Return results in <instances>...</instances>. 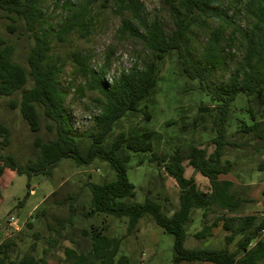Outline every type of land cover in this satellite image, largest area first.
<instances>
[{"label": "trees", "instance_id": "1", "mask_svg": "<svg viewBox=\"0 0 264 264\" xmlns=\"http://www.w3.org/2000/svg\"><path fill=\"white\" fill-rule=\"evenodd\" d=\"M101 1H68L67 18L61 29L53 34L42 26V0H0V20L7 21V32L14 35L22 28L24 34L34 41L27 57V70L14 61L15 45L0 37V97L9 98L24 91L19 102L12 101V108H19L33 133L42 129L43 119L47 131L55 134L48 141L37 137L35 158L21 165L16 157L2 152L10 145L11 132L8 127L0 125V179L8 169L26 176L30 187L34 176L51 177L65 159L72 160L79 167L104 162L115 173L112 180L87 185L91 197L80 215L87 220H100L101 225L92 223L89 229L81 231L86 244L75 242L76 231L67 230L64 235L68 227L75 228L78 197L68 195L53 202L47 199L44 206L54 204L66 208L69 215L58 221L57 228L48 226L52 236L47 240L48 248L44 249L43 256L36 254V242L31 243L26 252H19L18 242L25 244L26 241L18 236L0 245V264H49L47 256L59 247L60 240L75 245L62 247L68 264H131L130 257L121 254L124 237L108 236L107 218H126L128 234H131L146 216L174 237L171 264H262L264 217L245 215V207L252 201L238 193L232 181L222 180L221 176L233 171L234 164L226 157L228 150L243 148L239 144L240 138L246 140L244 145L261 143L264 149V0L247 5L254 11L255 30L251 34H242L244 57L225 84L213 82L212 78L222 63L226 29L220 26L210 31L199 59L193 58L189 51L190 33L195 27L221 21L229 28L235 22L226 18L221 0L171 2L175 25L171 35H167L158 22L143 20L141 0H113L120 11L130 14L129 18L123 19L124 31L143 43L151 53V59L142 69L136 66L123 70L108 81L107 63L96 72L90 68V57H80L79 53L74 55L86 77L88 90L99 94L96 100L99 114L89 117L94 127L82 135L89 142L83 152L76 133L77 125L71 121L65 107L66 93L59 84L63 67L61 61L51 54L52 44L55 39L66 42L73 33L83 37L88 35L93 24L91 10ZM134 21L143 28L144 34L133 26ZM170 53L177 55L181 78L198 82L193 92L198 96L200 106L192 125L183 127L186 131L195 128L199 137L184 149L158 153L154 142L140 130L115 132L121 123L139 114L148 122L152 120L148 104L157 86L159 63ZM30 78L33 85L25 90ZM256 100L261 107L253 105ZM240 103L244 106H239ZM131 163L137 167L147 166L154 171L152 174L157 172L158 176L166 175L177 182L179 208L172 215L167 214L156 199L146 197L142 203L135 201L137 186L128 176ZM185 163L209 181L207 192L200 190L194 178L186 177ZM260 168L263 171L264 165ZM58 194L55 191L50 198L54 199ZM196 210L202 212L203 226L195 238L206 241L213 236L215 229L222 228L226 232L223 249L186 247L187 226ZM46 216L43 207L36 211L33 219L40 221ZM26 228L33 229L34 224L29 221ZM33 237L40 239L37 233ZM231 246L235 249L231 250Z\"/></svg>", "mask_w": 264, "mask_h": 264}, {"label": "rangeland", "instance_id": "2", "mask_svg": "<svg viewBox=\"0 0 264 264\" xmlns=\"http://www.w3.org/2000/svg\"><path fill=\"white\" fill-rule=\"evenodd\" d=\"M68 1L78 3L80 0H42L41 20L45 30L56 34L61 29L67 18ZM175 1L141 0L144 10L143 20L148 23L158 22L166 34L171 35L175 25L170 5ZM257 1L259 0H221L226 18L235 20L232 26L228 28V25L221 21H210L203 27L197 26L191 31L189 51L193 58L199 59L203 47L208 42L210 31L220 26L226 29L223 59L219 69L214 73L213 82L225 84L242 61L245 54L242 34H251L255 30L256 23L254 11L247 5ZM91 16L93 24L88 35L83 37L73 33L63 43L55 39L51 53L54 59L61 61L63 67L59 84L66 93L65 107L71 121L77 125L76 133L80 137L79 142L83 152H86L89 142L82 135L94 127V122L89 120V117L99 114L96 102L99 94L88 90L86 77L82 74L78 58L74 55L79 53L80 57H90V68L96 72L107 63L106 79L108 81L123 70H130L136 66L142 69L151 59V53L145 49L143 43L124 31L123 19L129 18L130 14L120 11L113 0H102L96 4L91 10ZM6 26L7 21L0 20V37L15 45L14 61L28 70L27 57L34 41L24 34L22 28L12 35L7 32ZM133 26L144 34L143 28L136 21L133 22ZM180 71L177 55L170 53L163 62L159 63L157 86L148 104L152 120L148 122L139 114L121 123L115 134L121 130H140L154 142L158 153L173 151L177 148L184 149L194 140L196 141L199 133L195 131V128L186 131L183 125L191 126L197 115L200 105L193 89L198 87V82L181 78ZM32 85L30 78L25 90H29ZM23 92L9 98L0 97V125L8 127L11 132L10 145L2 152L16 157L21 165L35 158L34 143L37 137L44 141L55 137V134L47 131L43 119L42 129L38 133H33L23 119L19 108H12V101L19 102ZM238 105L244 106L241 103ZM253 105L256 108L261 107L259 100H256ZM239 144L243 145L241 150H228L226 159L233 162L234 169L230 174L221 176V179L232 181L235 184V190L252 201L246 205L245 215L264 217V170L260 168L264 165V149L261 143L252 142L253 146L244 145L246 144L244 138L239 139ZM210 151L213 152V148H210ZM130 165L132 167L128 170V176L137 186L135 201L142 203L146 197L156 199L162 203L165 212L172 215L179 208L180 188L177 182L166 175L158 176L157 172L152 174L154 171L147 166L137 167L133 163ZM185 166L186 177L194 178L200 190L207 192L210 189L209 181L196 173L188 163H185ZM114 177L115 173L107 163L96 161L91 166L79 167L72 160L65 159L54 170L51 177L34 176L28 187L26 176H20L7 169L0 179V245L7 239L23 237L26 242L25 244L18 242L19 252H26L30 244L36 242V254L39 257L43 256L44 249L48 248L47 240L52 236L48 226L57 228L58 221L66 219L69 215V210L66 208H58L54 204L47 207L43 203L47 199L53 202L68 195L78 197L76 205L79 213L75 228L68 227L64 235L67 230L76 231L75 242L86 244L81 231L89 229L92 223L101 225L100 220H87L80 215L85 211L91 197L87 185L90 182L102 184L105 180H112ZM55 191H58V196L54 199L50 198ZM43 207L46 209L47 216L40 221L34 220L36 211ZM29 221L34 224L33 229L26 228ZM202 222V212L194 211L192 221L187 226L186 247L223 249L226 246V232L222 228L215 229L213 236L206 241L195 238V234L203 226ZM106 224L109 226L108 236L124 237L121 254L130 257L131 264L172 263L174 237L159 228L150 216L144 217L131 234H128L126 218L109 217ZM36 233L40 237L39 240L33 237ZM73 246L75 247L70 242L60 240L59 247L47 256L49 264H68L65 262L62 247ZM230 249L235 248L231 246Z\"/></svg>", "mask_w": 264, "mask_h": 264}, {"label": "crops", "instance_id": "3", "mask_svg": "<svg viewBox=\"0 0 264 264\" xmlns=\"http://www.w3.org/2000/svg\"><path fill=\"white\" fill-rule=\"evenodd\" d=\"M6 172V171H5ZM262 263H263V261H262Z\"/></svg>", "mask_w": 264, "mask_h": 264}]
</instances>
